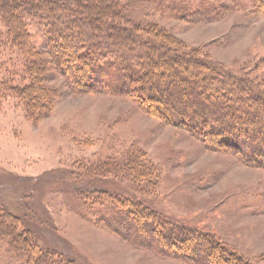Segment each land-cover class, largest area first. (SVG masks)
I'll use <instances>...</instances> for the list:
<instances>
[{
  "label": "rangeland",
  "instance_id": "obj_1",
  "mask_svg": "<svg viewBox=\"0 0 264 264\" xmlns=\"http://www.w3.org/2000/svg\"><path fill=\"white\" fill-rule=\"evenodd\" d=\"M120 1L129 22L121 28L156 24L174 42L264 86V15L253 0ZM19 49L0 18V214L31 215L19 231L73 264H193L138 246L87 213L95 197L110 200L100 191H118L215 237L243 261L264 264L263 169L143 114L127 96L76 93L56 66L44 83L52 102L44 116H30L13 92L30 79ZM134 156L145 165L122 172Z\"/></svg>",
  "mask_w": 264,
  "mask_h": 264
},
{
  "label": "trees",
  "instance_id": "obj_2",
  "mask_svg": "<svg viewBox=\"0 0 264 264\" xmlns=\"http://www.w3.org/2000/svg\"><path fill=\"white\" fill-rule=\"evenodd\" d=\"M68 1L0 0L1 21L27 63L29 84L13 91L27 114L44 116L52 102V91L44 83L56 66L76 93L127 96L143 114L186 129L208 147L229 151L244 165L264 170L260 81L174 42L156 24L121 28L129 22L128 7L120 0H75L74 7ZM253 5L264 15V0H253ZM154 9L159 11L156 5ZM124 162L121 171L127 174L145 165L135 156ZM98 195L110 200L95 197L86 203L87 213L92 211L98 221L138 246L193 264H250L215 237L170 222L123 193ZM31 220L29 214L21 219L0 214V264H73L53 258L56 253L41 249L18 230L21 222Z\"/></svg>",
  "mask_w": 264,
  "mask_h": 264
}]
</instances>
